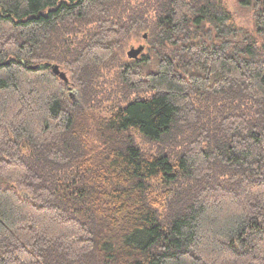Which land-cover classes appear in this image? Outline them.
<instances>
[{
	"label": "trees",
	"instance_id": "1",
	"mask_svg": "<svg viewBox=\"0 0 264 264\" xmlns=\"http://www.w3.org/2000/svg\"><path fill=\"white\" fill-rule=\"evenodd\" d=\"M236 1L251 26L229 0H0V264H264V0Z\"/></svg>",
	"mask_w": 264,
	"mask_h": 264
},
{
	"label": "rangeland",
	"instance_id": "2",
	"mask_svg": "<svg viewBox=\"0 0 264 264\" xmlns=\"http://www.w3.org/2000/svg\"><path fill=\"white\" fill-rule=\"evenodd\" d=\"M229 4H230L232 10L235 13V17L237 19V22L240 25L244 26V27L251 26V24H252V11H251V7L242 5L241 3H238L236 0H229ZM140 45H143L144 46V50L139 55V57H141L143 54L147 53L146 42L145 41H139V42H136V43H134L133 45L130 46V48H131V47H138ZM68 87H69V94H70V96L76 102L81 103L82 102V99H81V93H80V91L76 87H74L72 85H70Z\"/></svg>",
	"mask_w": 264,
	"mask_h": 264
},
{
	"label": "water",
	"instance_id": "3",
	"mask_svg": "<svg viewBox=\"0 0 264 264\" xmlns=\"http://www.w3.org/2000/svg\"><path fill=\"white\" fill-rule=\"evenodd\" d=\"M144 50V46L140 45L138 47H131L129 51L127 52V55L129 58H138L139 55ZM52 69L56 74H58L63 80L67 81V75L65 72L60 70V67L58 65H53Z\"/></svg>",
	"mask_w": 264,
	"mask_h": 264
}]
</instances>
